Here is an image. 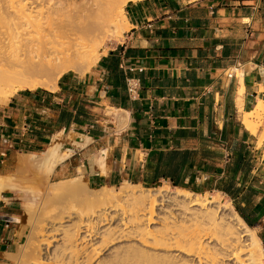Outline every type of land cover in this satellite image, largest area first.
<instances>
[{
    "label": "crops",
    "instance_id": "1",
    "mask_svg": "<svg viewBox=\"0 0 264 264\" xmlns=\"http://www.w3.org/2000/svg\"><path fill=\"white\" fill-rule=\"evenodd\" d=\"M123 13L128 28L87 71H65L53 89H21L0 101V176L8 159L43 154L57 141L69 156L49 174L55 183L171 186L155 172L160 154L189 151L192 185L207 181V191L238 207L264 260V113L251 135L234 103L240 85L242 111L264 103V0H136ZM127 79L137 83L132 99ZM116 111L125 118L119 130ZM238 159L230 199L215 187ZM18 208L0 192V264H14L22 241Z\"/></svg>",
    "mask_w": 264,
    "mask_h": 264
},
{
    "label": "bare ground",
    "instance_id": "2",
    "mask_svg": "<svg viewBox=\"0 0 264 264\" xmlns=\"http://www.w3.org/2000/svg\"><path fill=\"white\" fill-rule=\"evenodd\" d=\"M127 1L136 0H0V101L23 88L53 89L65 71H87L103 42L128 28ZM242 91L234 103L254 135L251 119L264 103L242 111ZM59 147L28 156L49 175L69 156ZM80 179L51 188L58 203L37 215L24 264H263L255 232L229 205L185 189H91Z\"/></svg>",
    "mask_w": 264,
    "mask_h": 264
},
{
    "label": "rangeland",
    "instance_id": "3",
    "mask_svg": "<svg viewBox=\"0 0 264 264\" xmlns=\"http://www.w3.org/2000/svg\"><path fill=\"white\" fill-rule=\"evenodd\" d=\"M121 33L122 31L115 38H111L109 40L104 41L99 48L100 53L101 51L105 50V47L108 46L111 42H114L115 40L120 38ZM263 113L264 112H262L261 115L257 117L258 119L255 117L251 119V122L253 120L252 123L259 125ZM114 117H115V129L116 130L122 129L125 124V118L121 116L119 112H114ZM240 117H241V113H240ZM238 118H239V113H238ZM259 147H260V152L258 151V156L260 157L261 162L264 165V144H262V146ZM35 155L39 156L41 154H35ZM4 165L5 166L3 168V172L5 173V175L0 176V183L2 184V186H4L5 190L9 191L17 199L19 203L18 209L23 217V226H21V229L23 230V236L20 246L18 248V252L15 256L14 264H24L25 261L29 260L28 258H30L31 255L30 254L31 249L28 245V240L31 236L32 225L37 215L41 211L43 212L46 210L45 212H48V210L54 208L55 205L58 203L57 202L58 199L53 198L49 194L51 188L54 187L56 183L55 181L50 179L49 175L45 173L44 167L40 163L33 162L28 155H16L8 159ZM74 179L75 178L66 179L63 180V182L68 183L70 181H73ZM80 180L82 181V179ZM201 182L203 181L201 180ZM122 184L124 183L111 187V189L114 190L115 188L119 187ZM161 186H167L171 191H174V187H171L167 183H159L156 186L139 185L141 189H158ZM195 188L196 189L194 191L193 190H187V191H190L191 193L200 195L202 197L206 196L207 199H211V200L216 199L222 205L231 206L229 201L224 196L214 191L213 192L207 191V188L204 185H199ZM262 261L264 262V260Z\"/></svg>",
    "mask_w": 264,
    "mask_h": 264
},
{
    "label": "trees",
    "instance_id": "4",
    "mask_svg": "<svg viewBox=\"0 0 264 264\" xmlns=\"http://www.w3.org/2000/svg\"><path fill=\"white\" fill-rule=\"evenodd\" d=\"M189 155V151L169 152L165 154H160L159 165L155 169V172L158 174L159 178H167L171 183V187L194 191L196 188L194 185H192L193 180L191 179L192 177L189 171L191 170V164L189 163ZM240 160L241 159H238L236 161L235 166H233L231 177H229V179L221 178L215 187L219 192H222L230 199H233L237 196L236 194L238 189L233 187V176L238 170L237 168L241 162ZM207 183L208 182L206 181V188L209 189ZM233 207L234 211L243 220V222L248 227H251V224L242 215L241 211L236 205H234V203Z\"/></svg>",
    "mask_w": 264,
    "mask_h": 264
},
{
    "label": "built area",
    "instance_id": "5",
    "mask_svg": "<svg viewBox=\"0 0 264 264\" xmlns=\"http://www.w3.org/2000/svg\"><path fill=\"white\" fill-rule=\"evenodd\" d=\"M227 75L230 76L231 73H228ZM125 88H126V93H127L128 97L130 99L134 98V95H135L136 89H137L136 81H134L132 79H127L125 81Z\"/></svg>",
    "mask_w": 264,
    "mask_h": 264
}]
</instances>
